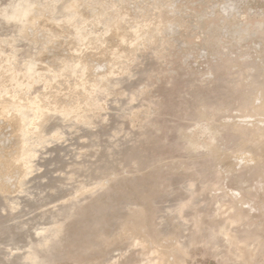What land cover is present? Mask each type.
<instances>
[{"label": "rangeland", "instance_id": "374dc122", "mask_svg": "<svg viewBox=\"0 0 264 264\" xmlns=\"http://www.w3.org/2000/svg\"><path fill=\"white\" fill-rule=\"evenodd\" d=\"M0 264H264V0H0Z\"/></svg>", "mask_w": 264, "mask_h": 264}, {"label": "bare ground", "instance_id": "6f19581e", "mask_svg": "<svg viewBox=\"0 0 264 264\" xmlns=\"http://www.w3.org/2000/svg\"><path fill=\"white\" fill-rule=\"evenodd\" d=\"M3 150V149H2ZM7 162V161H6Z\"/></svg>", "mask_w": 264, "mask_h": 264}]
</instances>
